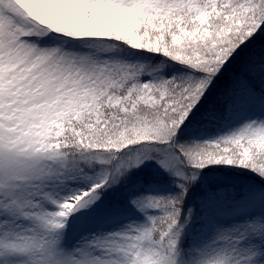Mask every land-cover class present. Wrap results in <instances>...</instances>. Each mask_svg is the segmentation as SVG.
<instances>
[{"label":"snow or ice","instance_id":"6c2138e0","mask_svg":"<svg viewBox=\"0 0 264 264\" xmlns=\"http://www.w3.org/2000/svg\"><path fill=\"white\" fill-rule=\"evenodd\" d=\"M0 264H264V0H0Z\"/></svg>","mask_w":264,"mask_h":264}]
</instances>
